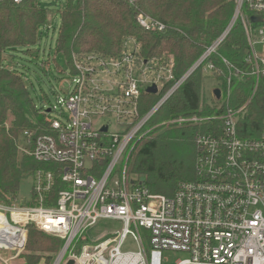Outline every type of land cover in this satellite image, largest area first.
<instances>
[{
	"label": "built area",
	"instance_id": "2783aa9c",
	"mask_svg": "<svg viewBox=\"0 0 264 264\" xmlns=\"http://www.w3.org/2000/svg\"><path fill=\"white\" fill-rule=\"evenodd\" d=\"M235 1L225 32L144 113L143 92L156 84L159 93L175 80L173 59L144 60L133 39L116 58L74 57L70 92L43 108L49 132L22 134L21 149L49 167L32 171L25 202H0L1 264H11L25 251L29 225L64 240L52 264L70 259L75 264H164L167 250L186 255L175 264H264V127L252 136L239 129L245 107L190 117L210 124L196 137V177L181 181L172 195L153 192L130 164L137 137L142 139L147 123L190 73L204 62L211 75L219 71L208 59L237 22L247 38L245 61L257 81L264 77V0ZM137 19L146 30L165 29L150 16ZM41 30L48 35L56 29L48 23ZM221 59L230 87L244 71ZM104 219L122 222L121 229L77 254V242ZM129 240L137 249H128Z\"/></svg>",
	"mask_w": 264,
	"mask_h": 264
},
{
	"label": "trees",
	"instance_id": "16d2710c",
	"mask_svg": "<svg viewBox=\"0 0 264 264\" xmlns=\"http://www.w3.org/2000/svg\"><path fill=\"white\" fill-rule=\"evenodd\" d=\"M44 1L0 0V202L5 204L25 202L20 196L23 180L34 169L49 167L19 147V138L25 130L39 135L49 132V127L44 109L37 107L27 84L26 75L31 69L16 62L13 65L17 53L32 51L35 54L29 55L30 58L41 57L40 49L35 47L48 33L41 30L49 23ZM235 7V0H67L61 11L55 52L65 57L70 71H75V56H120L128 39L137 43V54L144 60L166 63L173 59L175 80L166 83L159 93L143 92L140 109L144 113L225 32ZM139 15L163 22L165 29L146 30L138 22ZM247 48L246 34L237 22L217 53L208 59L219 71L207 77L217 80L220 89L226 92L224 98L213 103L205 98L201 90L207 64L204 62L147 123L145 130L149 137L135 144L132 171L142 176L153 192L172 195L181 181L196 177L199 152L196 137L210 124L166 125V121L179 116H212L245 107L239 129L252 136L264 127V77L257 81L252 74V65L245 61ZM221 56L244 71L241 80L234 78L230 87L229 70ZM63 245V239L29 225L23 264H52Z\"/></svg>",
	"mask_w": 264,
	"mask_h": 264
},
{
	"label": "rangeland",
	"instance_id": "374dc122",
	"mask_svg": "<svg viewBox=\"0 0 264 264\" xmlns=\"http://www.w3.org/2000/svg\"><path fill=\"white\" fill-rule=\"evenodd\" d=\"M66 2L67 0H56V1L45 0L43 2V4L48 9L49 23L52 26V28H55L56 30L55 31L51 30L48 35L44 34L42 37V40L36 45L35 47L36 50L40 49V55H41L40 59L35 60L33 58H30L29 55L35 54L32 51H25V52L17 53L15 54V57H14L13 65L18 64V66L20 67L23 66L25 69H27V67L29 66V68L31 69L30 71H28L26 75L27 84L30 87L32 97L34 98L35 103L37 104V107H41L44 109H47L50 105L52 106L56 105L58 96L64 97L65 95H68V92H70L72 88L71 82L73 80V73L70 71V68L67 66L65 57L62 54H56L55 52L56 39L58 37V29L61 24V11L63 10ZM133 47H134L133 41L129 40L128 49L131 50ZM44 48H47L48 50ZM44 50L46 53L45 58H43ZM258 50H260V47H258ZM82 58L83 57H81L80 59ZM7 59H10V57L7 56ZM42 60H46L48 63H46L45 65H42L41 63ZM196 63L197 61L194 63L192 67H194ZM56 65H58L61 69H63L64 72L61 73L57 69ZM197 68L198 67H196L190 73V75ZM203 73H204V75H202L203 78L201 77V81H202L201 90L204 91L205 98L212 103L214 100L218 101L222 99V97L224 98V96L226 95V92L221 90L222 92L221 98L216 99V97L214 96L213 90L214 88H220L219 83L213 76L207 77L209 72L206 69L203 70ZM31 83L33 86L31 85ZM183 118L186 119L185 120L186 122L179 121ZM186 124H192V121L189 116H179V117L166 121V125H186ZM140 137H142V139L148 138L149 136H147V131H146V134L141 132ZM136 140H140L139 137H137ZM22 146H23V138L21 135L19 138L20 149ZM132 160H133V157L130 161V164L132 163ZM31 188H32V180L31 178L28 177L24 179L21 184L20 196L23 198L30 197ZM121 227H122V222L118 220H112V219L100 220L98 224L92 230H90L87 234L84 235L83 238H81L77 242L76 246L74 247V251L77 254H80L83 251V248L85 245H93L94 243H96V241L97 242L103 241L107 239L111 234L119 231ZM127 247L128 249H137V246L134 245L132 241L130 240L128 241ZM2 253L4 255H8V253L5 251H2ZM25 253H26V249L20 255L18 259L12 260L11 264H23V262L25 261L23 255ZM185 256L186 255L183 253L175 252L172 250H167L164 253V264H175L178 258H183ZM40 264H45V263L41 262Z\"/></svg>",
	"mask_w": 264,
	"mask_h": 264
},
{
	"label": "water",
	"instance_id": "95a60500",
	"mask_svg": "<svg viewBox=\"0 0 264 264\" xmlns=\"http://www.w3.org/2000/svg\"><path fill=\"white\" fill-rule=\"evenodd\" d=\"M149 93H157L158 92V87L156 84L152 85L151 87L148 88L147 90ZM214 96L216 99L221 98V89L220 88H214L213 90ZM106 130V128H104ZM66 264H75V261L73 259L68 260Z\"/></svg>",
	"mask_w": 264,
	"mask_h": 264
}]
</instances>
